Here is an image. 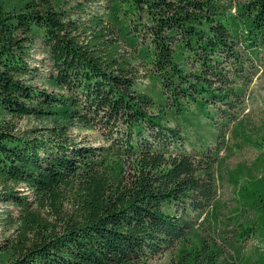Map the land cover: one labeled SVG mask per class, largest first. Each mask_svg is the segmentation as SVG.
I'll return each mask as SVG.
<instances>
[{
    "label": "trees",
    "instance_id": "1",
    "mask_svg": "<svg viewBox=\"0 0 264 264\" xmlns=\"http://www.w3.org/2000/svg\"><path fill=\"white\" fill-rule=\"evenodd\" d=\"M100 1L0 0V202L22 212L18 237L0 241V264H152L167 252L168 264H264L200 230L218 209L219 143L264 59V0ZM146 77L159 94L142 89ZM193 105L221 139L196 153L170 124ZM25 117L53 122L21 132ZM70 183L80 213L50 229L33 205ZM241 227L238 241L256 238L258 226Z\"/></svg>",
    "mask_w": 264,
    "mask_h": 264
},
{
    "label": "rangeland",
    "instance_id": "2",
    "mask_svg": "<svg viewBox=\"0 0 264 264\" xmlns=\"http://www.w3.org/2000/svg\"><path fill=\"white\" fill-rule=\"evenodd\" d=\"M87 4L98 8L103 1L100 0H62V8L74 9L77 5ZM36 58L43 56L42 45L36 43L33 51ZM258 75L249 90L247 109L235 125L233 133L230 126L226 129L225 144L221 156L223 165L219 169L220 191L217 198L218 209H210L206 219L202 222L200 230L215 238L223 244L228 252L234 249L241 250L244 258L252 262L264 257V148L256 144V141L264 142V59L259 61ZM143 72V71H142ZM142 89L155 87V93L161 88L151 78H141ZM50 118L25 117L18 123V130L28 132L35 128H42L52 124ZM171 125L179 124L187 136L188 146L191 152L196 153L205 149L208 145L215 147L221 139H217V129L213 123L194 105L186 114L172 115ZM77 141L92 142L93 145L101 144L102 140L96 131H76ZM225 147V148H224ZM229 172V173H228ZM18 189L25 190L24 185ZM82 196L77 185L70 183L61 188L60 197L57 200H48L45 205L35 202L34 210L48 228L63 230L73 222L80 213L83 205ZM22 212L14 204L0 202V241L7 237L17 238L21 232L19 216ZM255 213V214H254ZM260 214H262L260 216ZM4 216H12L14 221L10 224L2 220ZM257 217H260L258 221ZM257 222L259 225L255 224ZM242 224H251L256 227L255 237L245 241L236 239V232L241 230ZM225 237L227 243L221 239ZM261 242H260V241ZM172 252H167L158 257L152 264H168Z\"/></svg>",
    "mask_w": 264,
    "mask_h": 264
}]
</instances>
